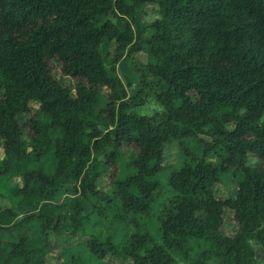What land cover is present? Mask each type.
<instances>
[{
  "label": "trees",
  "instance_id": "trees-1",
  "mask_svg": "<svg viewBox=\"0 0 264 264\" xmlns=\"http://www.w3.org/2000/svg\"><path fill=\"white\" fill-rule=\"evenodd\" d=\"M145 5L156 18L140 33L134 14ZM139 52L129 97L116 64ZM53 60L73 89L53 76ZM149 76L166 87L153 116L135 112ZM0 93V177L13 162L39 165L0 191V264H46L50 236L84 237L76 247L103 264H264V0H0ZM172 143L183 161L167 171ZM231 181L235 197L216 199L213 186ZM225 208L233 236L221 232ZM93 215L133 231L88 234Z\"/></svg>",
  "mask_w": 264,
  "mask_h": 264
},
{
  "label": "rangeland",
  "instance_id": "rangeland-1",
  "mask_svg": "<svg viewBox=\"0 0 264 264\" xmlns=\"http://www.w3.org/2000/svg\"><path fill=\"white\" fill-rule=\"evenodd\" d=\"M155 7L151 5H145L143 9L135 12L134 17L137 22L133 25L134 30L140 33H144V24L153 21L156 18ZM117 24L123 28L124 23L121 20H116ZM104 51L108 53L109 57L112 59L115 56V44L105 45ZM146 62V57L143 53L139 52L134 55L133 58L125 56L116 64L117 74L121 79L125 91L129 97H132L139 88L140 73L136 72V67L138 63L144 64ZM52 74L64 86L73 89L74 82L71 78L63 76L61 73L60 65L56 60L51 61ZM150 85L144 89L145 95L143 96L144 103L137 108L135 112L142 115L153 116L161 111V107L158 101L155 99V95L163 91L166 87L161 84L157 79L149 76ZM1 95V93H0ZM32 107L37 109L38 104L32 103ZM29 118V115L19 116L21 123H25ZM46 120L45 116L41 117ZM231 127V126H229ZM25 138L30 137L27 131L23 132ZM190 149H192L197 154L202 153V146L200 142L195 139L186 140ZM25 146L27 151H31V144L28 140H25ZM5 153L0 142V163L5 158ZM208 160H215L214 156H210ZM183 161V155L179 150L177 143H172L168 145L163 154V165L167 167V171L178 168ZM14 163L13 168L4 176L0 177V191L9 192L10 189L22 185V175L25 171L37 168L38 162L35 157L23 163ZM166 171V172H167ZM110 172H107L100 176L97 181V186L102 191H110L111 187L108 185ZM214 197L219 200L234 198L236 195L237 187L235 182L231 181L228 184H215L212 188ZM26 207V206H24ZM23 207V208H24ZM55 209L54 207H49L46 211H51ZM93 220L98 223L97 226L91 225L86 227V232L88 234L97 235L99 238L104 239L109 233H114L118 235L120 233H131L133 228L128 224H122L119 221L111 222L109 217H98L93 215ZM150 229L153 235L159 239L160 230L158 223L154 220L149 221ZM221 232L226 236H233L237 232V224L233 219V212L227 208L224 209L223 213V224L221 227ZM52 244V251L46 257V264H59L61 261L64 264H77L76 256H78L84 264H103L102 262H97L89 252L83 247H76L77 244H84L86 239L84 237L74 238L72 236H62V237H49ZM62 251H66L63 259L60 260L59 254ZM256 258L259 260L262 256V249L255 246ZM105 263L110 264H133L129 259L120 260L114 257H107ZM176 264H189L179 258H176Z\"/></svg>",
  "mask_w": 264,
  "mask_h": 264
}]
</instances>
